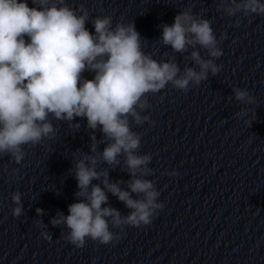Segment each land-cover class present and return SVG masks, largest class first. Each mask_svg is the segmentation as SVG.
Instances as JSON below:
<instances>
[{"label": "water", "instance_id": "obj_1", "mask_svg": "<svg viewBox=\"0 0 264 264\" xmlns=\"http://www.w3.org/2000/svg\"><path fill=\"white\" fill-rule=\"evenodd\" d=\"M65 2L87 10L86 28L93 33L96 17L110 16L113 26L134 23L145 54L176 63L178 78L185 69L200 71L191 59L193 51L212 59L199 45L177 53L162 42L161 26L191 10L211 23L222 52L213 60L220 71H209L199 85L190 82L187 92L169 83L147 95L149 107L141 115L148 121L136 125L130 118L131 130L141 137L136 154L151 156L147 167L152 175L140 178L154 183L160 192L157 203L164 207L147 226L110 227L119 239L107 245L87 239L77 248L65 239V225L51 223L78 202L75 165L83 155L96 157V170H106L109 183L120 182L128 190L132 177L124 157H118V165L102 160L109 141L99 128L89 129L86 119L49 117L54 139L24 146L20 163L0 156V264H264V15L230 17L217 10L219 0ZM28 4L34 6L31 0ZM83 76L92 79L94 73ZM234 88L246 90L255 102L237 101ZM103 179L92 183L103 188ZM105 191L104 206L128 215L131 210ZM16 193L19 217L13 215Z\"/></svg>", "mask_w": 264, "mask_h": 264}, {"label": "clouds", "instance_id": "obj_2", "mask_svg": "<svg viewBox=\"0 0 264 264\" xmlns=\"http://www.w3.org/2000/svg\"><path fill=\"white\" fill-rule=\"evenodd\" d=\"M31 3L33 7L28 0H0V156L10 155L20 163L24 146L54 139L56 129L49 117L68 122L86 119L89 129L99 128L109 141L102 160L118 165V157H124L132 177L128 190H122L120 182L109 183L106 170H96V157L83 155L75 165L78 202L68 206L67 216L58 212L51 223L65 225V239L77 248H83L87 239L107 245L119 239L110 227L123 231L124 226H147L164 207L157 203L160 192L154 183L140 178L152 175L147 167L151 156L136 154L141 137L131 130L130 118L136 125L148 121V116L141 115L149 107L147 95L169 83L187 92L190 82L199 85L209 71L216 75L220 67L213 60L222 52L209 20L191 10L179 12L171 25L161 26L163 44L177 53L199 45L212 59H202L193 51L191 59L200 71L185 69L178 78L176 63H160L145 54L134 23L113 26L110 16L96 17L93 33L86 28L89 14L83 6L75 9L65 0ZM217 10L230 17L264 15V2L219 0ZM85 72L94 73L93 78L85 79ZM233 91L237 101L255 102L246 90ZM91 150L95 152V144ZM101 177L103 188L92 183ZM105 189L131 210L128 215L104 206L108 203ZM12 200L17 205L13 215L19 217L20 194ZM37 213L43 215L40 209ZM42 235L51 239L47 232Z\"/></svg>", "mask_w": 264, "mask_h": 264}]
</instances>
